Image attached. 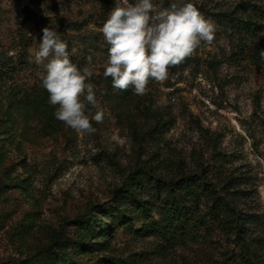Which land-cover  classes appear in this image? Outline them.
I'll return each mask as SVG.
<instances>
[{
  "label": "rangeland",
  "instance_id": "obj_1",
  "mask_svg": "<svg viewBox=\"0 0 264 264\" xmlns=\"http://www.w3.org/2000/svg\"><path fill=\"white\" fill-rule=\"evenodd\" d=\"M185 2L214 40L141 96L103 75L114 0H0V264H264V0ZM45 27L78 68L93 56L92 134L55 118L30 55ZM216 197L240 228L209 215Z\"/></svg>",
  "mask_w": 264,
  "mask_h": 264
},
{
  "label": "clouds",
  "instance_id": "obj_2",
  "mask_svg": "<svg viewBox=\"0 0 264 264\" xmlns=\"http://www.w3.org/2000/svg\"><path fill=\"white\" fill-rule=\"evenodd\" d=\"M100 31L108 45L104 77H111L113 88L126 91L131 87L142 96L150 79L162 84L170 67L192 56L202 42L210 45L216 25L185 0L160 10L153 0H114ZM42 32L38 48L30 49V55L42 68L38 75L49 103L58 105L55 118L77 133H94L91 121L103 122L105 113L99 108L96 86L88 82L94 74L92 54L80 69L54 28L45 27ZM258 55L264 61V49Z\"/></svg>",
  "mask_w": 264,
  "mask_h": 264
},
{
  "label": "trees",
  "instance_id": "obj_3",
  "mask_svg": "<svg viewBox=\"0 0 264 264\" xmlns=\"http://www.w3.org/2000/svg\"><path fill=\"white\" fill-rule=\"evenodd\" d=\"M227 16L230 17V22L233 25L237 26V28H239V30H241V31H246L247 33H250L253 30H257V34L261 31V25L258 22H257V28L255 29L253 27V23L249 19H242L239 17H234L232 14H229V13H227ZM261 49H263V48H260V50ZM260 50H257V53L253 54L254 58H256L255 61L257 63L262 62L259 58V55H258ZM191 181H192L191 178L188 176V177H185V178L179 180L178 184H181V183L183 184V182L190 183ZM226 207H227V204L225 203V199L223 197H216L215 199L213 198V203L209 207L208 213L212 218L221 221L223 226L234 224L236 226V228H240L241 227L240 222L236 223V221H233L232 219H229V218L224 219V214H225L224 212H225ZM167 210L168 209H163L164 215L167 214ZM242 240L246 241V237L243 236ZM243 246L246 247L247 245L243 244ZM244 255L247 258V259H245L246 261H248L247 263L258 264L254 254L249 253V251H244ZM61 257H62V259L66 260L65 264H77L75 262V260H73L72 257L70 256V254H68V253L67 254L63 253ZM230 261H231L230 258H225L222 261H217L218 262L217 264H230Z\"/></svg>",
  "mask_w": 264,
  "mask_h": 264
}]
</instances>
